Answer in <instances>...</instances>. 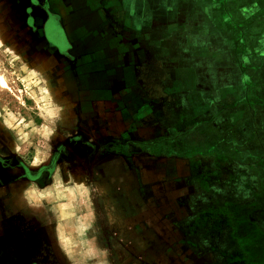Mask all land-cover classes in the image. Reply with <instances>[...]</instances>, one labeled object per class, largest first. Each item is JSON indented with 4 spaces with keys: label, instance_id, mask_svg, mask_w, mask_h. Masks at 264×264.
<instances>
[{
    "label": "rangeland",
    "instance_id": "obj_1",
    "mask_svg": "<svg viewBox=\"0 0 264 264\" xmlns=\"http://www.w3.org/2000/svg\"><path fill=\"white\" fill-rule=\"evenodd\" d=\"M38 1L0 0V156L36 166L73 122L94 128L97 100L117 94L130 118L153 97L138 116L197 164L192 264H264V0ZM3 227L0 264H53L37 233Z\"/></svg>",
    "mask_w": 264,
    "mask_h": 264
},
{
    "label": "crops",
    "instance_id": "obj_2",
    "mask_svg": "<svg viewBox=\"0 0 264 264\" xmlns=\"http://www.w3.org/2000/svg\"><path fill=\"white\" fill-rule=\"evenodd\" d=\"M185 162L115 158L89 172L57 170L43 186L19 181L6 187L0 217L6 209L37 223L58 264H175Z\"/></svg>",
    "mask_w": 264,
    "mask_h": 264
},
{
    "label": "flooded vegetation",
    "instance_id": "obj_3",
    "mask_svg": "<svg viewBox=\"0 0 264 264\" xmlns=\"http://www.w3.org/2000/svg\"><path fill=\"white\" fill-rule=\"evenodd\" d=\"M45 2L44 0H42ZM42 1H40L42 6ZM47 1V0H46ZM30 5L27 8V12L31 11V5L38 6V0H30ZM104 3L106 2L103 1ZM41 11L45 12V20L42 26V32L50 42L61 48L66 45V38L64 35V29L61 26V22L49 12V8L46 3L41 7ZM112 9V5L108 6ZM63 51V49H60ZM141 87H143L141 85ZM147 100L143 99L140 103H136L135 112L136 115L127 118L128 110L126 101H122L121 98L115 94L108 96L107 100L94 103L95 109L93 117L90 119V123L94 125V128L85 133V130L77 126L76 122L72 123V128H69L53 147L50 148L47 157L39 162L38 165L32 166L30 163H23L17 161L14 158H5L0 156V208L2 206L1 200L7 196L6 187L10 184L17 183L19 181H29L37 183L38 185H47L51 182L53 175L57 170L60 173H66L73 168H78V171L93 170L95 166L106 161L118 158L122 160L128 159L131 161L133 157H152V158H164V159H180L186 161L187 172L182 179V184L177 196V208L181 218H177L176 225L179 227L180 239L178 242V248L173 253L177 256L176 261L181 264L191 263L198 259L199 256L193 254L194 246L189 241V223L192 218L189 214V206L187 201L190 199L191 194V181L194 179V172L197 170L196 165L190 157L175 153L167 134L166 128L159 121L154 119L153 111L147 112L152 114L147 123L144 121V116H138L139 105L143 107L147 105H155L157 103L155 98L147 97ZM105 102V107H99L100 103ZM119 103V104H118ZM131 105L133 104L130 102ZM102 105V104H101ZM107 107V109H105ZM117 111L111 113L114 108ZM138 107V108H137ZM151 109H149L150 111ZM123 111V112H122ZM151 120L149 123L148 121ZM151 128H156L153 135H147ZM143 133V134H142ZM144 134L148 136L145 137ZM170 144V145H169ZM197 184V182L195 183ZM190 191V192H189ZM188 196V200H187ZM172 203L175 200H171ZM6 210V209H5ZM3 211V215L0 217V228L5 230V224L9 225L13 230L16 228L24 229L28 232L37 233L42 243V249L48 254L50 261L53 264H58L51 250L42 238L41 228L37 223L26 221L21 216L16 215L10 211ZM5 212V213H4ZM180 212V213H179ZM189 218L188 221H186ZM185 220V222H183ZM192 221V220H190ZM181 222V223H180ZM16 223V224H15ZM188 223V224H187ZM9 248H13V244H10ZM205 256V255H204Z\"/></svg>",
    "mask_w": 264,
    "mask_h": 264
},
{
    "label": "bare ground",
    "instance_id": "obj_4",
    "mask_svg": "<svg viewBox=\"0 0 264 264\" xmlns=\"http://www.w3.org/2000/svg\"><path fill=\"white\" fill-rule=\"evenodd\" d=\"M8 85L9 84H7L6 82V77H4L3 75H0V87L7 89Z\"/></svg>",
    "mask_w": 264,
    "mask_h": 264
}]
</instances>
